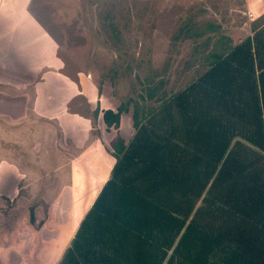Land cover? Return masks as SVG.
<instances>
[{
	"label": "trees",
	"instance_id": "1",
	"mask_svg": "<svg viewBox=\"0 0 264 264\" xmlns=\"http://www.w3.org/2000/svg\"><path fill=\"white\" fill-rule=\"evenodd\" d=\"M252 31L218 37L205 69L158 107L134 101L135 133L113 144L110 176L58 264H264V20ZM123 110L105 109V123Z\"/></svg>",
	"mask_w": 264,
	"mask_h": 264
},
{
	"label": "rangeland",
	"instance_id": "2",
	"mask_svg": "<svg viewBox=\"0 0 264 264\" xmlns=\"http://www.w3.org/2000/svg\"><path fill=\"white\" fill-rule=\"evenodd\" d=\"M0 19L10 25L5 29L11 43L7 41L6 46L13 73L16 55L27 56L34 48L47 45L52 55L45 59L40 51L36 62L43 63L42 75L27 77L28 81L42 78L43 88L61 85L55 93L72 90L56 116L58 123L47 122L50 112L40 105L37 110L42 114L25 118L22 107H14L13 117L20 111V122H29L0 130V152L3 147L6 160L24 172L22 198L53 199V208L50 202L42 203L36 214L43 222L59 226L57 248L61 252L63 241H71L77 223L109 176L102 148L89 144L99 138V124L103 123L101 133L110 146L117 135L128 140L135 131L134 101L145 112L149 106L160 105L163 91L187 86L205 69L204 53L220 47L218 37L233 44L253 34L254 24L264 20V0H0ZM199 32L203 35L197 36ZM17 64L22 69L32 61ZM161 80L163 88L153 92L152 83ZM106 103L116 111L127 108L117 126L103 122ZM65 111L76 115L80 132L67 130L73 117ZM3 115L7 113L0 112V123L10 116ZM147 116L140 114L139 119ZM9 183L8 193L13 197L18 194V181ZM11 211L18 221L10 234L37 226L29 221V209L23 204ZM53 212L58 219L64 217L61 225L54 222ZM12 221L9 218L2 227L7 230ZM33 249L24 248L28 261L37 256ZM45 256L43 264L54 260Z\"/></svg>",
	"mask_w": 264,
	"mask_h": 264
},
{
	"label": "crops",
	"instance_id": "3",
	"mask_svg": "<svg viewBox=\"0 0 264 264\" xmlns=\"http://www.w3.org/2000/svg\"><path fill=\"white\" fill-rule=\"evenodd\" d=\"M9 26L10 25H8V22L5 23L2 19H0V38H3L1 40V42L3 43L2 46L0 42V109L1 108L7 109L6 112L5 110L0 111V112L7 113V115H3L5 117L10 115L9 118H5L6 121L9 122L8 126H6L7 122L4 119V121H1L0 123V130L2 131L8 130V127L13 124L19 125L18 123H20L22 125V124L29 122V121L20 122L22 118H25L26 115L28 114H31L32 116L33 115L37 116L38 114H42L40 111L37 110L39 105L41 106V108H44L50 112V114H47V115H50L51 118L48 119L47 122H50L51 120V121H56L58 123L59 117H56V116H59L58 113L60 110L64 108V104L68 103L66 99L68 100L70 99L72 90L69 92L68 90L70 89L66 88V89H62L61 91H58V93H55V91L54 92L52 91L56 90V88L59 90L61 85H56L54 87L53 84H49L43 88L42 78L41 80H37L36 78L33 81L31 80L28 81V78H27L30 76L38 77L42 75L43 63L41 65L39 64L36 65L37 59H39L38 54L40 51H44L45 53L44 58L46 59L48 58L49 55H52V50L48 49L46 45L43 48L42 46H40L39 49L34 48L32 51L28 52L27 56H22L19 54L16 55L14 58V61H16L17 63H21L22 61L30 59L32 61V65L24 64L23 68L20 69L19 64L14 62L13 65H15V71L13 73L11 70L12 58L6 46L7 41L11 43L10 41L11 34L5 29ZM41 59H42V55L40 56V60ZM12 76L15 77L13 82L11 81ZM47 87L48 88L53 87V88L48 92V90L46 89ZM14 107H18V110L20 107H22V109L20 110H23L25 115L22 118H20L19 117L20 111H18V116L13 117L12 108ZM105 108L116 110V108H113V106L108 105V104H107V107ZM65 112L66 114H70L73 117V118L70 117L69 124H66L68 128L67 130H70L71 132H76V133L77 131L80 132L81 128L78 127L79 120H77V118L73 116L75 114H72L71 112L69 113L68 111H65ZM101 122H102V119H101ZM103 122L105 121L103 120ZM102 126H103V123H100L98 126L100 130L99 138L95 139V142L89 143V144H91L90 146L94 148L96 147V145H98V148L99 147L102 148V153H103V156L105 157L104 166L106 167L107 165L106 169L109 172V176H110L111 170L116 162V158L113 154L114 153L113 144L115 143V140L123 139L125 143L127 144L129 140L132 138L133 134L128 140H126L122 136L117 135L116 138L111 141V146H110L108 141L105 140L104 134L101 133ZM106 127L107 126L105 124V130L107 131ZM3 150L4 148L2 147V150L0 152V264H43L44 255H46L45 256L46 258L48 257V259H51V260H52V257L54 258V260L49 262V264L50 263L58 264L66 248L71 246V243L75 237L76 231L89 209H87L86 213L82 216L80 221L77 223L75 229L73 230L71 241H68V240L63 241L66 243L64 246L65 249H62V251L60 252L57 248V247H60L59 245L60 239H59V232H58V230L60 229L59 226L57 225V227H54L51 221H49V224L46 221L43 222V219H42L43 217L39 219L40 217H38L36 214V212H38V208L40 207V204L42 203L50 202L51 204L50 208H53L52 206L53 199H45L44 197L43 198H36V197L22 198L24 191L22 190V194H21L20 188L23 187L22 177H23L24 172L17 165H14L13 162L6 160L5 158L6 155L4 154ZM109 176L106 178V180L102 182L101 184L102 187L104 183L107 181V179L109 178ZM13 179H17L18 181V183H16L15 185L16 189L18 188V194L12 197L8 193V189L10 185L9 182H12ZM100 190L97 192L96 196L99 194ZM20 200H22V202H20L21 204H17V202ZM22 204L26 207V209L27 208L29 209V215H30L29 221L31 223L33 222L32 224H35L36 222L37 226L36 225L32 226L31 229L22 228L23 230L19 231L18 234L17 232L16 233L12 232V234H10L11 227H14L18 221V218L15 217L11 209L12 207H16L17 205L19 207V205H22ZM32 208L33 210H31ZM31 213H33V216L31 215ZM57 217H58V214L53 212L54 222L61 225V223H63L64 221V217L60 219H58ZM9 218H12L13 221L10 224L9 228L7 227V230H6L5 228L2 227V224H5V222ZM47 229H50V230H47ZM51 239H52V242L48 243V241ZM23 247L24 248L34 247L33 252L37 254L36 258L34 260L28 261V258H29L28 254H26ZM48 247H56V250L54 251L51 249L49 250ZM41 254H44V255H41Z\"/></svg>",
	"mask_w": 264,
	"mask_h": 264
}]
</instances>
